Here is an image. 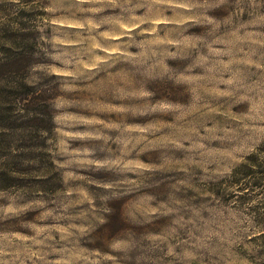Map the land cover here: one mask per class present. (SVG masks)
I'll return each instance as SVG.
<instances>
[{"label": "clouds", "instance_id": "clouds-1", "mask_svg": "<svg viewBox=\"0 0 264 264\" xmlns=\"http://www.w3.org/2000/svg\"><path fill=\"white\" fill-rule=\"evenodd\" d=\"M14 5L36 9L23 83L49 95L33 151L55 168L0 186V264H264V181L241 168L264 165V0Z\"/></svg>", "mask_w": 264, "mask_h": 264}, {"label": "rangeland", "instance_id": "rangeland-1", "mask_svg": "<svg viewBox=\"0 0 264 264\" xmlns=\"http://www.w3.org/2000/svg\"><path fill=\"white\" fill-rule=\"evenodd\" d=\"M25 2L26 0H21L22 4ZM7 3L8 0H0V53H3L0 56V158L8 156L9 159L0 164V186L32 187L41 185L52 187V177H49L48 180H36L34 177L24 178V174L41 172L45 163L49 168H55L49 154L33 151L35 148L45 146L44 138L40 136V130L52 127L46 119L47 113L50 116L47 103L49 95L47 93L38 95L34 87L23 83L24 77L28 75L29 65L33 63L31 52L35 48V39L33 33L22 31L28 25L21 20V17L35 15L36 9L27 11L20 8L19 5L9 8L6 6ZM14 10H16L15 14H13ZM222 14V11L217 12V15ZM13 25H18V27L13 28ZM29 40L32 42L27 43ZM162 91H167V89H162ZM178 92L179 89H171V94ZM17 101H19V105ZM19 106H22L23 114L17 113L16 110ZM28 113L38 115L28 117ZM13 146L17 149L16 154L11 152ZM21 149L24 151H20ZM261 150H264V145H261ZM34 159H39L41 165L25 166L23 163L26 160ZM247 161L241 166L245 173L258 176L257 184L264 181V165H260L255 154L249 156ZM253 165L256 167H252ZM12 172L18 173V175L13 176ZM53 176L58 177L59 172H54ZM230 195L234 196L231 193ZM112 206L116 209V214L110 217L108 224L97 229L101 244L104 239L124 227L119 218L120 203L117 202ZM32 215V213L26 214L29 218ZM153 227H158V225ZM260 239H264V237Z\"/></svg>", "mask_w": 264, "mask_h": 264}, {"label": "trees", "instance_id": "trees-1", "mask_svg": "<svg viewBox=\"0 0 264 264\" xmlns=\"http://www.w3.org/2000/svg\"><path fill=\"white\" fill-rule=\"evenodd\" d=\"M24 70V69H23ZM23 70H21V71H23ZM18 72H20V70H18ZM47 117H49V114L47 113ZM47 121L49 122V123H51L50 122V119H47Z\"/></svg>", "mask_w": 264, "mask_h": 264}]
</instances>
